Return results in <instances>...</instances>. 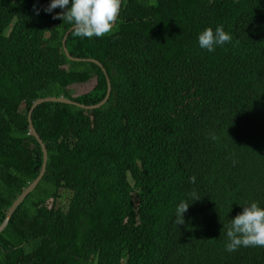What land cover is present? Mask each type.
<instances>
[{"label":"trees","instance_id":"1","mask_svg":"<svg viewBox=\"0 0 264 264\" xmlns=\"http://www.w3.org/2000/svg\"><path fill=\"white\" fill-rule=\"evenodd\" d=\"M50 2L0 0V223L41 169L33 101L111 88L98 108L33 110L46 170L0 233V264H264V247L226 251L223 229L242 204L264 208V0H122L108 35L66 38L102 67L66 56L72 25ZM221 24L231 42L200 48Z\"/></svg>","mask_w":264,"mask_h":264},{"label":"clouds","instance_id":"2","mask_svg":"<svg viewBox=\"0 0 264 264\" xmlns=\"http://www.w3.org/2000/svg\"><path fill=\"white\" fill-rule=\"evenodd\" d=\"M121 6L122 0H51L44 11L52 13L59 7L63 11L54 15L53 19H62L71 24L76 36L92 39L102 38L112 31ZM36 11L38 14L39 10ZM231 40V35L222 24L215 30L208 27L198 34L199 47L209 52H214L216 46L230 43ZM210 138L216 140L217 136L212 133ZM190 181L195 183L196 177H190ZM192 197L193 200L199 199L195 192ZM188 206L187 201H181L176 207V225L184 223L183 216ZM242 207V212L231 219L230 223L223 225L227 237L225 250L228 252L237 251L240 247H264V208L258 202L242 204Z\"/></svg>","mask_w":264,"mask_h":264},{"label":"water","instance_id":"3","mask_svg":"<svg viewBox=\"0 0 264 264\" xmlns=\"http://www.w3.org/2000/svg\"><path fill=\"white\" fill-rule=\"evenodd\" d=\"M73 29V27H70L64 34V37L62 39V47L63 50L66 54V56L73 61H91V62H95L96 64H98L100 67H102V64L98 61L95 60L93 58H81V57H74L72 56L66 47V38L67 35L69 34V32ZM103 70H105L104 68H102ZM108 81V78H107ZM110 83L108 81V87H107V93L105 95V97L99 101L98 103L95 104H91V105H85L83 103L74 101L72 99H69L67 97H64L62 95L60 96H47V97H42V98H38L35 101H33V103L31 104V107L28 111V115H27V120H28V127L30 132L32 133V135L36 138V140L38 141V143L40 144L41 150H42V164H41V169L39 174L37 175V177L27 185V187H25L23 189V191L16 197V199H14V201L11 203V205L9 206L8 210L5 213V217L2 220V222L0 223V233L3 231V229L6 227V225L9 222V219L11 217V215L13 214L14 210L17 208V206H19V204L25 199V197L31 192L33 191V189L38 185L39 181L42 179V176L45 173L46 170V163H47V158H48V154H47V149L46 146L44 144V142L42 141V139L40 138L38 132L36 131V129L34 128V125L32 123V112L35 109V107L37 105H39L42 102H47V101H52V102H61V103H67V104H72V105H76L80 108L83 109H94V108H98L100 107L102 104H104L109 96V92H110Z\"/></svg>","mask_w":264,"mask_h":264},{"label":"rangeland","instance_id":"4","mask_svg":"<svg viewBox=\"0 0 264 264\" xmlns=\"http://www.w3.org/2000/svg\"><path fill=\"white\" fill-rule=\"evenodd\" d=\"M94 84H95V78H91L87 82L82 83V84H72L69 86V88L73 91V96H75V95H79V94H82V93L89 91ZM61 190H62L61 194L64 195L63 201L60 199H57V202H56L57 206L58 205H60V206L64 205L65 206L66 204L64 202H68V199L71 195V193L69 191H67L65 189H64L65 191L63 189H61ZM50 203H51V201H49L47 204L49 205Z\"/></svg>","mask_w":264,"mask_h":264},{"label":"bare ground","instance_id":"5","mask_svg":"<svg viewBox=\"0 0 264 264\" xmlns=\"http://www.w3.org/2000/svg\"><path fill=\"white\" fill-rule=\"evenodd\" d=\"M68 40V39H67ZM69 49V48H68ZM39 71V70H38ZM43 74H44V72H43Z\"/></svg>","mask_w":264,"mask_h":264}]
</instances>
